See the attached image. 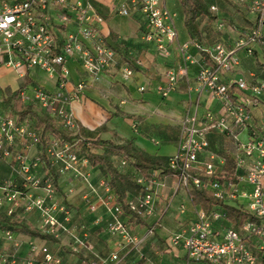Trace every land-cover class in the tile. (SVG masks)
Returning a JSON list of instances; mask_svg holds the SVG:
<instances>
[{"label":"built area","instance_id":"1","mask_svg":"<svg viewBox=\"0 0 264 264\" xmlns=\"http://www.w3.org/2000/svg\"><path fill=\"white\" fill-rule=\"evenodd\" d=\"M208 1L211 10L218 13L217 0ZM230 1L245 10L251 20L243 30L234 28L237 34L234 44L219 42L201 47L198 43L185 42L179 45L183 62L168 69L165 83L156 88L166 98L181 79L188 77L195 63L193 47L208 55L209 63L206 61L199 70L194 87L188 91L192 113L183 120L178 152L169 160V165L179 172L175 178L186 191L191 185L203 186L224 205L249 214L237 229L228 222L224 209L216 208L209 213L196 209L194 221L182 225L168 241L169 248L184 251L190 264L264 263L259 256L264 253V80L252 84L240 72V53L250 57L257 48L264 47V0ZM118 10L125 17L140 13L146 24L144 41L153 43L163 59L171 57V46L178 44L179 36L175 15L165 0H124ZM103 23V16L90 0H0V58H8L5 65L18 71L38 67L57 75L62 89L69 84L67 61L74 59L95 83L118 58V53L106 44L100 33ZM262 53L264 61V48ZM134 74L133 66L122 64V78L130 79ZM87 87L88 82L80 81L72 97L78 99ZM147 90V86L140 87L141 92ZM203 95H210L218 108L202 106ZM19 99L33 105L38 112L55 117L64 129L77 131L78 125L67 109L70 97L51 95L38 88L32 96L21 92ZM30 123L29 118L20 121L17 115L0 114V168L8 165L13 170L10 177L0 179V214L21 218L23 214L38 212V229L57 241L64 237L71 239V253L81 255L90 250L86 225L76 223L77 212L64 201L57 185L43 169L41 152L34 159L27 154L32 145L40 144ZM213 131L226 133L234 141L235 163L230 171L223 170L225 160L210 148L209 136ZM243 135L247 136L245 143L241 140ZM47 140L44 152L57 174L63 177L72 173L85 181L87 191L83 196L87 210L96 214L100 206L106 209L109 214L106 229L111 236L120 237L109 255L97 256L95 261L82 259L78 264H118L123 260L121 252H140L146 238L132 233L125 219L152 215L156 180L151 176L138 177L144 191L137 199L128 201L130 213L127 214L106 179L101 180L106 195L101 197L89 176L82 173V166L88 162L76 152L79 141L63 143L53 137ZM126 165L121 160V166ZM225 172H229L231 180L212 179ZM200 175L209 177L210 181L204 182ZM95 196L100 197L99 202H94ZM242 199H248L247 206L240 203ZM101 222V217L95 219L96 225ZM0 232V240L11 247L10 251H0V264H69L47 246L35 242L27 244V255L22 257L20 252L25 243L11 230ZM154 232L151 229L147 233Z\"/></svg>","mask_w":264,"mask_h":264},{"label":"crops","instance_id":"2","mask_svg":"<svg viewBox=\"0 0 264 264\" xmlns=\"http://www.w3.org/2000/svg\"><path fill=\"white\" fill-rule=\"evenodd\" d=\"M90 1L94 4L96 11L104 18V23L100 26L103 39L107 40L111 32L119 38L116 45L118 51H115L118 53L117 63L93 83L81 64L74 59H69L67 61V68L70 70L69 84L62 89L58 83L57 75H50L38 67L18 71L12 67H7L5 64L8 58L2 57L0 58V114H12L6 104L7 90L19 94L26 92L27 95L32 96L36 89L43 88L51 95L61 94L64 98L70 97L71 101L67 109L72 112L74 121L83 127L89 139L112 140L117 144L132 143L137 151H141L146 157L164 165L178 152L182 138L183 120L192 113L193 109L188 91L194 87L197 73L207 63L205 55L193 47L192 54L195 63L191 66L188 77L181 79L177 88L165 98L156 88L165 83L164 76L168 69L179 66L183 62L179 45L185 42L198 43L188 33L183 9L181 22L185 31L182 35L178 34V44L171 46V57L163 59L156 51L155 45L146 43L142 38L146 31V24L143 22L141 14L135 12L129 17L119 15L118 9L124 0ZM165 2L167 5V0ZM172 13L175 15L176 22L180 13ZM202 35V43L206 39L207 41L210 40L211 35L208 34V31H202ZM263 48H257L254 55L250 57L244 52L240 53L242 59L240 72L252 84L264 80ZM124 63L130 64L135 69V74L130 79H124L121 76V68ZM82 80L88 82V87L81 92L78 99H74L72 92ZM141 86H147L148 90L141 92ZM201 100L202 106L218 108L217 104L210 99V95H203ZM209 142L211 150L216 152L220 159L225 160L226 164L222 167L223 170L230 171L235 163L233 139L226 133L213 131L210 133ZM39 153L40 147L38 145H32L27 152L33 159L38 157ZM0 169L2 170L1 174L3 173L0 179L8 178L13 173L12 168L8 165H3ZM82 173L89 176V180L100 193L99 196H106L101 186V180L105 177L99 168L91 167L89 164L83 165ZM155 175L158 177V172L151 174V177L157 182L155 185L154 211L148 218H142L147 222V226L138 225V227L141 228V235L139 236H145V233L150 232L151 226L159 217L162 223L152 235L155 236V241H160V239L165 240L171 231L174 233L182 225L192 223L197 207L192 204L188 192L183 189L177 178H157ZM59 182L62 196L77 212L76 223L85 224L83 221L85 213L94 218L92 222L94 228L91 232L87 231L86 234L90 250L83 251L81 255H76L71 253L72 240L69 238L64 237V240L53 243L15 233L25 243L20 255L22 257L27 255V244L30 242L47 246L53 253L62 256L69 264H78L82 259L95 261L97 256L109 255L115 248V241L95 224V219L100 218L99 214L105 215L103 218L106 222L109 220L106 209L100 206L98 213L90 214L83 196L87 191V185L85 181L77 178L74 174L70 173L60 177ZM140 195L131 196L130 200H135ZM99 196L94 197L95 203L100 201ZM21 218L26 224L39 228L38 212L32 211L29 214H23ZM107 238L108 242L102 241H106ZM155 241L151 242L148 238L145 239L140 248V254H142L140 258L144 259L138 261L137 264H147V261H150L149 256L152 254L149 248L152 247L151 250H153L157 247ZM168 241L169 238L166 239L167 246ZM5 250L10 251L11 247L1 238L0 251ZM148 252L150 253L149 256L146 254ZM138 253L133 251L130 258L136 257ZM122 254L124 252H121ZM127 261L126 264H132L131 259ZM125 262L126 260L123 259L118 264Z\"/></svg>","mask_w":264,"mask_h":264},{"label":"trees","instance_id":"3","mask_svg":"<svg viewBox=\"0 0 264 264\" xmlns=\"http://www.w3.org/2000/svg\"><path fill=\"white\" fill-rule=\"evenodd\" d=\"M179 3L183 9L184 22L189 35L193 37L198 44L201 43L199 44L201 47L219 43L220 40L211 44L202 43L203 35L201 22L208 21L209 23H218L220 11L214 13L211 7H209L208 0H179ZM239 11L243 14L246 13L247 16H241V20L243 19L241 25H234L235 28L237 27L238 31L243 30L244 27L251 23L248 13L243 9H239ZM118 39L119 38L111 32L108 39L105 41L111 49L118 51L116 46ZM228 45L230 44L228 43ZM201 53L205 55V60L209 63L208 55L203 51H201ZM5 99L6 104L10 108V113L17 115L20 121H25L27 118L35 121L34 127L39 136L40 144L38 146L40 147L41 159L43 160V169H45L47 174L52 178L53 183L57 185L60 194V176L57 174L56 169L53 168L44 152L49 137L61 140L63 143H74L75 141H79L76 152L79 154L80 159L87 160L91 167L101 170L105 177L104 179L108 181L112 193L116 195L118 203L124 208L127 214L130 213L128 210V201L131 196L139 195L144 191V186L138 183V177L148 179L151 174L155 172H158V177L155 175L157 178L177 177L179 175V172L172 169L169 165V160L171 158L162 165L146 157L141 151H137L132 143L117 144L112 140L89 139L83 127L80 125H78V129L75 132L66 130L58 123L55 117H51L40 110L38 112L31 104H24L21 99H19V93H13L7 90ZM121 160L127 162L126 167L121 166ZM200 177L204 182L210 181V178L205 175H200ZM212 179L226 182V180H231L232 176L229 172H225L218 176H212ZM187 192L189 199L197 209L201 208L207 213L216 208L224 209L227 213L228 222L237 229L242 224L243 220L249 218V214L246 211L232 205H224L214 197L213 193L211 194V192L203 186L199 185L197 187L191 185V188L188 189ZM133 217L138 225L147 226V222L137 215H133ZM150 229H154L153 226H151ZM0 230H11L14 233H19L27 237L30 236L43 241L47 240L49 242L58 243L57 240L42 233L37 227L26 224L22 218L8 217L5 214H0ZM259 256L261 260H264V253H259ZM259 264L264 263L262 262Z\"/></svg>","mask_w":264,"mask_h":264},{"label":"rangeland","instance_id":"4","mask_svg":"<svg viewBox=\"0 0 264 264\" xmlns=\"http://www.w3.org/2000/svg\"><path fill=\"white\" fill-rule=\"evenodd\" d=\"M216 3L220 8V10H219L220 11V19L218 20L219 21L218 23H209L208 21H202L201 22L202 31L203 32L208 31V34L211 35L209 38L210 40L207 41V39H206L203 43L211 44V43L216 42L217 40H220L219 42L224 41L225 44H228V43L234 44L235 40L237 39V34H236V32L234 33V31H233L235 28L234 25L235 26H236V24L241 25V23H242L241 16L245 17L247 15H246V13L243 14L242 12H240L239 7L236 6L234 3H232L230 0H217ZM167 8H169L172 12H176V13L179 12L180 13V17L176 20V22H177V32L179 35H182L185 30H184L183 23L181 22L182 8H180V6H179V0H167ZM30 122H31L30 126L35 128L34 127L35 121L30 120ZM241 140L244 143L247 142V136L246 135L241 136ZM1 172H2V170L0 169V177H2V174H3V173L1 174ZM4 177H6V176H4ZM7 177H8V175H7ZM183 189H185L184 186H183ZM63 197L64 196H62V198ZM64 199L66 200L65 197H64ZM240 203L247 206L248 205V199H242ZM99 215L102 218V222L100 225H97V227H99V229H103V231L105 233H107V235H109V237H111L113 239V241H115V242L118 241L120 239V237L111 236L110 233L107 231V229H106L107 223H106L105 219L103 218L105 215H102V214H99ZM181 218L183 219V217H181ZM93 219H94L93 216H91V215L89 216V215H87V213H85V218H83V221L86 224V228H88L87 229L88 232H91V230L94 228V226L92 224ZM125 222L127 223V226L130 228L132 233H134L137 236L141 235V233H140L141 228L138 227V224H137L134 217L126 218ZM161 223H162V221L160 220L159 217H157V219L153 223L154 231H156L157 228L160 227ZM154 234H155V232H154ZM172 234H173V232L171 231L166 239L171 238ZM143 236H139V237H143ZM145 238H148V240L151 242L156 240L155 236L151 235L149 233H145ZM166 239L165 240L160 239V241H158V240L155 241L157 244V247L155 249L151 250L152 247L149 248L152 255L149 256L150 253L149 252L146 253L150 258V261H147V264H190L187 260V257H185V254L183 253L182 249H180L178 247L169 248L166 244ZM102 241L108 242V238L106 241L105 240H102ZM168 251H171V252H168ZM123 252H124V254H122L121 257H122V259L126 260V262L124 264H126L128 262L127 261L128 259L132 260V264H134V263L137 264L138 261H141L144 259V258H140V257H142L141 256L142 254H140L141 251L134 258L133 257L130 258V256L133 255V251H129V252L123 251Z\"/></svg>","mask_w":264,"mask_h":264}]
</instances>
